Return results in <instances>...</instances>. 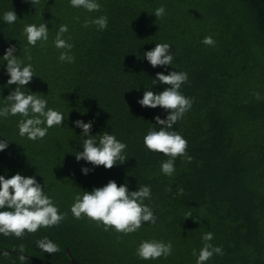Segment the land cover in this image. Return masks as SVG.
Masks as SVG:
<instances>
[{
  "label": "trees",
  "instance_id": "1",
  "mask_svg": "<svg viewBox=\"0 0 264 264\" xmlns=\"http://www.w3.org/2000/svg\"><path fill=\"white\" fill-rule=\"evenodd\" d=\"M97 2L100 11L88 12L72 7L70 0H39L35 6L31 0H0V108L10 106L6 97L16 87L7 84L3 59L14 45L17 58L36 74L22 90L46 99L48 108L65 116L63 125L35 141L19 135L24 117L0 116V140H9L0 151V175L34 176L59 212L67 213L58 226L20 238L0 233V264H67L64 243L79 264H196L208 232L214 236L208 243L221 247L223 255L214 254L205 264H264V0ZM160 6L165 15L157 19L153 12ZM12 10L17 20L7 24L3 15ZM100 16L108 18L106 29L84 27L85 20ZM42 23L48 40L33 47L24 28ZM61 25L68 27L63 39L73 45L70 51L55 47ZM206 36L215 46L202 43ZM156 43L171 45L172 65L154 68L147 61L144 53ZM61 52L72 55L74 63L61 62ZM171 71L188 75L180 92L193 103L171 130L187 140L192 159L177 157L169 177L161 171L169 157L149 151L143 142L150 130L160 128L155 117L164 119L168 112L142 107L138 100L145 90L159 93L168 87L152 80L157 72ZM76 120L91 121L97 141L108 132L125 143L126 161L111 169L77 161L75 153L83 151L87 137ZM82 167L92 170L85 175ZM109 180L130 191L149 186L151 198L143 203L156 223L125 235L104 231L86 216L76 219L71 213L75 195ZM45 239L60 250L44 252L37 242ZM145 240L171 241L172 254L140 259L136 250Z\"/></svg>",
  "mask_w": 264,
  "mask_h": 264
},
{
  "label": "clouds",
  "instance_id": "2",
  "mask_svg": "<svg viewBox=\"0 0 264 264\" xmlns=\"http://www.w3.org/2000/svg\"><path fill=\"white\" fill-rule=\"evenodd\" d=\"M39 0H31L35 6ZM74 8H83L88 12L100 11L101 5L97 0H70ZM158 18L165 15V8L158 7L153 12ZM77 20L79 17L76 18ZM17 20L15 11H8L3 15V21L13 24ZM96 25L98 29L107 28V16H100L95 19L85 20L84 27ZM68 31L67 25H61L55 37V47L58 49L71 50L72 44L63 39V34ZM27 42L36 46L38 41L48 40V27L46 24L26 25L24 28ZM203 44L215 46V40L211 36L204 37ZM169 43H156L155 47L144 53L147 61L152 67L172 65L173 54L170 52ZM16 48L10 45L4 53L3 59L7 61L6 71L9 75L8 85H16L15 89L6 97L10 106L0 108V116L7 118L9 115H21L25 119L19 122V135L27 136L30 140L43 139L49 128L63 125L65 116L58 110L47 107L46 99L34 94H26L24 89L36 75L32 65H24L23 60L18 59ZM25 56L30 61V52L25 49ZM61 62L74 63L75 58L68 52H61L58 58ZM188 75L182 71H171L168 74L157 72L152 84L157 82L168 85L162 92L155 93L152 90H145L138 103L142 107H161L168 112L166 118L159 115L155 117L156 124L160 125L159 130L152 129L144 137L145 147L152 152L162 153L169 159L162 163L161 171L171 177L175 172L174 162L177 157H185L189 162L192 157L187 155V140L177 131L171 130L173 125L190 110L192 99L180 92L182 84L186 83ZM257 100L260 94L254 93ZM76 127L82 129L84 139L82 152H76V160L83 159L93 167L103 166L105 169L113 168L118 162L123 163L128 156L124 154L127 145L120 142L114 135L104 132L97 141L96 135H91L92 122L85 123L82 120L74 121ZM42 125H46L43 126ZM9 140H0V151L8 147ZM92 169L82 167L81 171L87 175ZM183 194V189L178 190ZM151 198L149 186H140L138 190L130 191L126 184L118 185L115 180H109L104 186L96 187L92 191H85L82 195L76 194L71 213L76 219L86 216L97 224L103 225V230L110 228L125 235L136 232L144 223H156V216L153 210L143 203L145 199ZM0 233L5 236L15 235L20 238L25 232L35 233L41 227L47 228L58 226L67 216L61 214L58 207L51 198L45 194L44 186L37 182L34 176H23L19 173L5 178L0 175ZM192 216L189 213L186 217ZM214 238L211 232L205 233L202 239L204 246L200 249L196 264H205L214 254L223 255L219 246L208 243ZM37 246L44 252L53 254L58 252L59 246L50 240H40ZM171 241L164 243L157 240H145L140 243L136 254L142 260H156L160 257L167 258L172 254ZM20 252L24 249L21 245ZM196 255V249H193ZM26 259L25 255L20 260Z\"/></svg>",
  "mask_w": 264,
  "mask_h": 264
},
{
  "label": "water",
  "instance_id": "3",
  "mask_svg": "<svg viewBox=\"0 0 264 264\" xmlns=\"http://www.w3.org/2000/svg\"><path fill=\"white\" fill-rule=\"evenodd\" d=\"M64 252L67 255L69 261L67 264H79L76 259L73 257L72 253L69 250V247L64 243Z\"/></svg>",
  "mask_w": 264,
  "mask_h": 264
}]
</instances>
